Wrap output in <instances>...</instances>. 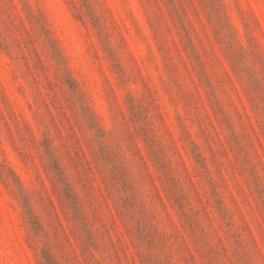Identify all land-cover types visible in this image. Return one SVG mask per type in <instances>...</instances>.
<instances>
[{
  "label": "rangeland",
  "instance_id": "obj_1",
  "mask_svg": "<svg viewBox=\"0 0 264 264\" xmlns=\"http://www.w3.org/2000/svg\"><path fill=\"white\" fill-rule=\"evenodd\" d=\"M0 264H264V0H0Z\"/></svg>",
  "mask_w": 264,
  "mask_h": 264
}]
</instances>
